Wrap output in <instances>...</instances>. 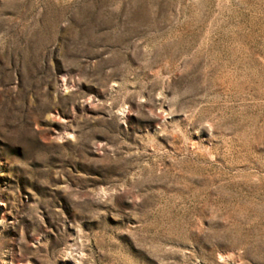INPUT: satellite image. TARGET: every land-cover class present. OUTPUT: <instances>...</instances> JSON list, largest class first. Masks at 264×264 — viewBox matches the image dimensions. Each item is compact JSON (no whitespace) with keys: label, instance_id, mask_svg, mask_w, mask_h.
Wrapping results in <instances>:
<instances>
[{"label":"rangeland","instance_id":"1","mask_svg":"<svg viewBox=\"0 0 264 264\" xmlns=\"http://www.w3.org/2000/svg\"><path fill=\"white\" fill-rule=\"evenodd\" d=\"M0 264H264V0H0Z\"/></svg>","mask_w":264,"mask_h":264}]
</instances>
